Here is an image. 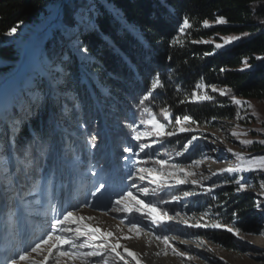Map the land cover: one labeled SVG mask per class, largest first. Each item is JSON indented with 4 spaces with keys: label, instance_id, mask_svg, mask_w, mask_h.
I'll return each mask as SVG.
<instances>
[{
    "label": "snow or ice",
    "instance_id": "1",
    "mask_svg": "<svg viewBox=\"0 0 264 264\" xmlns=\"http://www.w3.org/2000/svg\"><path fill=\"white\" fill-rule=\"evenodd\" d=\"M74 8L71 25L65 23L59 14L54 17L57 22L52 25L59 30L60 43L65 51H53L51 55L42 52L26 58L23 61L20 86L6 95L0 94V128H7V132L0 135V227L5 234L2 264H48L49 260L51 264H101V261L107 264L109 258L115 261V264L120 261L128 264V256L136 259L137 253L123 246L119 242L120 238L110 243L109 238L113 233H101L99 227L86 223L93 217L82 214L83 208L98 207L91 204L90 200L103 195L117 181L126 186L116 193L114 202L110 201L111 210L126 214L124 219L127 220L130 232L138 233L143 227L142 223L132 218L133 213L150 221L153 227L160 229L154 233L155 239L166 249L171 248L177 257L190 261L197 258L198 254L190 255L189 250H180L170 243L169 232L165 229L171 230L172 225L169 222L174 220L188 228L223 229L241 239V230L238 227H228L219 222L208 223L205 220V217L209 216L207 211L200 216V221L203 222L189 223L179 210L173 212L162 207L180 201L181 197L172 194V189L175 185L188 183L186 178L194 177L196 173L188 171L179 162L169 163L168 160L159 158L156 152L149 155L146 150L151 149L156 142H141L148 134L140 131V125L135 121L128 122L125 118L124 123H127L131 130L125 134L123 142V153L128 155L118 156V160L122 158L126 162V174H122L118 166L113 168L103 155H97V152H100L96 143L98 130L83 132V143H77L81 137H75L72 129H84L91 121L90 116L86 120L82 113L86 111L87 100H95L96 95L90 87L97 79L91 70L95 60L89 53L88 46L83 43L82 37L95 31L97 7L95 0H78ZM203 23L204 27H208L207 21ZM216 23L225 24L226 20L219 17ZM18 27L19 25L8 30L6 37L14 39ZM190 27L186 18L179 30L184 33L185 29ZM239 39L238 36L224 39L223 43H217L215 48L224 49ZM193 43L207 42L194 40ZM211 54L213 53H206ZM70 57L79 61L71 74L68 71L73 64ZM244 64L245 67H251L247 61H244ZM159 83V79H155L151 85L152 89L155 90ZM212 91L217 89L213 87ZM192 95L197 96V93L193 92ZM220 95H225V92L221 91ZM151 96V91L143 95L136 107L139 108ZM200 99L207 100L209 97ZM232 101L240 104L235 96ZM45 111H48V119L41 129L30 131L29 138L21 140L23 126H30L31 121ZM165 118L168 119V116ZM142 123H150L158 137H172L177 134L174 131L166 133L165 125L155 120ZM175 123L181 125L182 121L177 117ZM183 123L195 121L185 115ZM178 131L183 133L192 129L180 127ZM200 139L199 136H193L183 145V151H178L176 155L181 156L189 152L193 142ZM240 143L249 145L253 142L242 140ZM237 158L244 160L241 156ZM149 161L159 165V169L147 167ZM199 163V160H193L192 165L188 167L198 166ZM166 166L169 169L167 171ZM249 171L264 172V156L251 157L247 165L242 163L237 167L222 168L219 173L214 172L212 175ZM179 173H183L184 178H178ZM167 178H176L175 185ZM242 179L243 177H233V182L238 186L237 192L251 187L250 184L242 182ZM85 182L92 185L87 191V198L82 204L72 203V189L75 185L83 186ZM191 183L194 186L200 185L197 179H192ZM261 188L264 189V183ZM208 191L212 189L209 187ZM192 194L190 191H183L184 197ZM261 194L264 195V192ZM169 196L170 198H165ZM259 207L264 210V202H261ZM233 215L236 216L237 213L234 212ZM73 225L75 227H72ZM122 247L123 252L118 251ZM206 250L212 251L211 248ZM33 253L39 255L41 260L32 259ZM95 257L100 260L93 259ZM136 264H140V261L137 260Z\"/></svg>",
    "mask_w": 264,
    "mask_h": 264
},
{
    "label": "trees",
    "instance_id": "2",
    "mask_svg": "<svg viewBox=\"0 0 264 264\" xmlns=\"http://www.w3.org/2000/svg\"><path fill=\"white\" fill-rule=\"evenodd\" d=\"M77 2L0 0V39L14 26L37 22L39 14L43 13L47 25L37 32L42 36L35 39L32 47L37 48L39 54L65 51L60 43L61 34L52 25L56 23L57 14L71 25ZM95 3L96 29L82 37L95 60L91 70L97 77L90 86L96 94L94 103L90 106L89 98L86 111L82 113L86 120L88 113L94 114L91 110L94 107L97 122L101 116L111 129V124H119V119L133 108H149L160 121L169 114L173 126H176L177 117L182 121L187 115L195 121L192 125L201 127L216 119H231L237 110L233 96L240 100L264 101V59H259L264 58V31L256 33L264 26L261 23L264 21V0H95ZM219 17L226 23L211 29L203 27L204 21L215 22ZM186 18L191 27L182 42L180 38L175 42ZM219 32L241 34L242 38L222 51H216L213 44L193 43ZM15 46L14 43L0 46V72L8 71L15 62L16 70L22 68L23 72V62L19 65L23 51L19 55ZM70 58L73 61L68 69L71 74L79 61ZM244 61L251 67H245ZM22 77L23 74L17 76V73L14 76L15 88L20 86ZM155 79L160 83L153 90L151 85ZM200 83L207 88V94L213 87L218 91L210 92L207 100L200 99L202 96L197 88ZM150 91L149 100L137 108L141 97ZM221 91L225 95L221 96ZM193 92L197 93V100L191 99ZM47 119L48 111H45L33 119L30 126H23L21 140L29 138L30 131H39ZM72 131L81 139L85 132L79 127H73ZM6 132V127L0 128V135ZM108 138L101 135L96 141L100 151L105 146L101 147L100 143L104 144ZM189 138V134H177L173 140L182 148ZM187 155L192 156V151ZM216 193V210L225 221L224 225L237 219L235 227L241 233L255 234L260 230L254 195L244 191L235 193L231 185ZM209 202L211 204L212 200ZM196 235L227 250H236L233 236L223 229H199Z\"/></svg>",
    "mask_w": 264,
    "mask_h": 264
},
{
    "label": "rangeland",
    "instance_id": "3",
    "mask_svg": "<svg viewBox=\"0 0 264 264\" xmlns=\"http://www.w3.org/2000/svg\"><path fill=\"white\" fill-rule=\"evenodd\" d=\"M51 11L52 10L50 9L48 12L51 13ZM55 22H57L56 19ZM207 22L208 27H204L203 23V27L205 29H211L215 26L221 25L216 23V21ZM45 25H47L46 17L44 18L43 13H40L37 22L22 24L18 28L17 33L14 34V39L7 38L6 35L1 38L0 46L14 43L19 55L23 51L22 59L20 58L19 60V63L20 61L22 63L28 57L39 55L37 48L32 47V43L36 38L42 36L41 34H37V32H39ZM187 30L188 29H185L184 33H181L179 30L178 36L175 38V42H178L179 38L182 42ZM261 30L264 31V26H261L260 29L256 31V33L260 32ZM237 36L240 37V39L242 38L241 34H222L219 32L212 37L197 40L206 41L207 43L196 44H213L215 46L217 43L222 44L224 39H230ZM246 37L249 38L250 35H247ZM239 40H234L231 45H227L225 46V48L234 46L239 42ZM37 47L39 48V44ZM224 49H216V51H222ZM26 51H28L29 56ZM21 63L19 65H21ZM16 64V62L11 64L8 71L0 72V94L6 95L14 90V88L17 86V84L12 80L16 73L17 76H20L23 74V72L21 71L22 68L16 70ZM197 88L198 94L202 97H208L207 95L210 92H213L211 89L207 94V88L202 83L198 84ZM197 98L198 96L193 95L191 97L192 100H197ZM237 100L240 101V104H236L237 110L235 111L234 116L231 119H216L210 124L201 127H196L191 123H183V120L181 125L176 124V126H173L171 125V117L167 113L164 115V121H160L156 118V116L149 108H133L127 116H123L119 119V124H111L112 127L110 129V127L106 125L107 121L105 120V122L104 120H101V116L100 120L97 122V120L95 119V108L92 107L91 110L94 114L88 113V115L86 116L87 119L89 118V116L92 119L86 125V128H84V131L91 133L98 130V139L101 137V135L109 137L108 140L104 142V144L103 142L100 143L101 147L103 145L105 146L103 148V151L97 152V155H103L104 159L110 162L113 168L118 166L122 174H126L128 169L126 167V162L122 158L118 160V156H121V154L128 155L127 153H123V142H125V134L131 132V130L127 127V123H124L125 118L128 122L135 121V123L140 125V131L148 134L143 138L141 142H156L153 143L151 149L146 150L149 155H151L153 152H156L159 158L168 160L169 163L179 162L188 171L193 172L196 165H193L190 168L188 167V165H192L193 160H199L206 166L207 169L211 168L214 171L218 172L224 165H230L231 167L240 166L242 163L247 165L251 157L264 156V143H261V141H264V101L240 99ZM93 103L94 100L90 98V106ZM166 115L168 116V119L165 118ZM152 120L164 124V131L166 133L169 131H174L177 134H189V140L193 136L201 137L199 141L193 142V146L189 150V152L192 151L194 156L187 155L189 152L184 153L181 156H177L176 153L178 151L182 152L183 147L181 148L177 143H175V141L173 140L174 136L168 137L165 135L163 137H158L155 135V131L154 129H152L150 123H142V121L147 122ZM180 127L189 128L192 129V131L181 133L178 131ZM233 133H236V135H233ZM242 140H251L253 143L244 145L240 143ZM130 142L133 144L136 143V141ZM80 143H83V138L81 139ZM211 149H215V151H210ZM228 149H231V151H228ZM93 151H95V149H93ZM238 156L243 157L244 160L241 161L237 158ZM186 157H190V159ZM258 164L259 162L257 161L256 166H258ZM146 166L159 169V165H155L151 161H149ZM167 170H169L168 166H166L165 168V171ZM234 176L237 179L243 177L242 182L251 185V187L244 190V192L254 195L253 201L255 211L261 223L260 230L255 234L241 233V239L233 236V246L236 247V250H227L209 240L199 238L196 235V231L204 228H188L186 225L177 223L174 220L172 222H169L172 225L171 230L165 229V231L169 232L170 243L178 247L180 250H189L190 255L198 254L197 258L195 259H192L190 261L185 260L181 257L175 256L171 248L166 249L160 241L156 240L154 233L159 232L160 229L153 227L150 221L145 220L137 213H133L132 218L137 222L142 223V230L138 233L130 232L127 220L124 219L126 214L122 212H113L111 210V207L109 206L110 201L114 202L116 193L121 191L126 186L124 184H120L119 181H117L118 184H116V186H111L108 191L103 193V195H98V198L90 200L91 204L98 207L83 208L82 214L93 217L92 220L86 221V223L94 227H99L101 229V233L105 231H111L113 233V236L109 238L110 243L116 242V239L120 238L119 242L123 246L128 247L130 251H134L132 247L143 241V236L146 233L151 234L153 238L160 243L162 254H166V258H163L162 264H264V210L259 207L261 202H264V195L261 194L262 192H264V189L261 188V184L264 183V172L249 171L244 173L238 172L234 174L223 173L213 176L210 172L207 171L202 172L199 177H187L186 179L188 180V183L180 185H175L176 178H167L169 179V182L175 185V187L172 189V194L179 195L181 197V200L178 202H173L171 204L162 205V207L170 209L173 212L175 210H179L182 214L185 215L189 223L203 222L200 221V216L205 211H207L209 212V216L205 217V220L208 223L219 222L224 225L225 221L222 219L221 214L216 210V201H218V194L216 193V191L222 189L227 185H231L235 187L236 193V189L238 186L233 182ZM178 178H184V174L179 173ZM192 179L199 180L200 185L194 186L191 183ZM209 187L212 189V191H208ZM185 190L190 191L193 194L191 196L184 197L183 191ZM87 191L88 188H83L82 191L80 189V196L78 199H76V197H73V194L76 195V192H72V203L82 204L87 198ZM165 198H170V196ZM209 199L212 200L213 204H210ZM218 207H221V205H219ZM49 215L52 214L49 213ZM177 220H179V218H177ZM236 221L237 219L232 220V222L228 223L227 226H235ZM72 227H75V225H73ZM0 235H4L2 227L0 228ZM125 236H127L128 239H123V237ZM1 241L2 243H0V247H2L3 238L1 239ZM201 241H203V244H201ZM99 242L100 241H96V243ZM207 248H211L212 251H207ZM118 251L123 252V247L118 249ZM125 255L127 254L125 253ZM200 257H202L203 259ZM3 258L4 256H0V264L3 261ZM31 258L36 261L41 260V257L36 253H33ZM93 259L100 260L99 257H95ZM127 259L128 264H136L135 259H133L132 257L128 256ZM48 264H51V260H49ZM77 264H79V262H77ZM101 264H103V261H101ZM107 264H115V261L109 258ZM119 264H124V262L120 261Z\"/></svg>",
    "mask_w": 264,
    "mask_h": 264
},
{
    "label": "bare ground",
    "instance_id": "4",
    "mask_svg": "<svg viewBox=\"0 0 264 264\" xmlns=\"http://www.w3.org/2000/svg\"><path fill=\"white\" fill-rule=\"evenodd\" d=\"M231 167L230 165H224L222 168ZM210 172L219 173L214 171L213 169H207L204 164L201 162L198 166L195 167L194 172L196 173V177L202 172ZM135 253H137V257L135 261L139 260L140 264H162L163 258H166V254H162L161 245L157 242L153 236L149 233H146L143 236V241L134 247H132ZM159 253V255H157Z\"/></svg>",
    "mask_w": 264,
    "mask_h": 264
},
{
    "label": "water",
    "instance_id": "5",
    "mask_svg": "<svg viewBox=\"0 0 264 264\" xmlns=\"http://www.w3.org/2000/svg\"><path fill=\"white\" fill-rule=\"evenodd\" d=\"M37 37V36H36ZM35 41V40H34Z\"/></svg>",
    "mask_w": 264,
    "mask_h": 264
}]
</instances>
